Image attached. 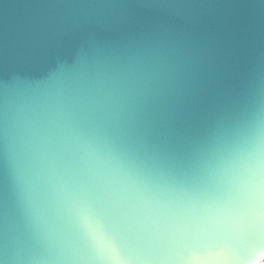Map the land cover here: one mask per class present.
Wrapping results in <instances>:
<instances>
[{
  "label": "water",
  "instance_id": "water-1",
  "mask_svg": "<svg viewBox=\"0 0 264 264\" xmlns=\"http://www.w3.org/2000/svg\"><path fill=\"white\" fill-rule=\"evenodd\" d=\"M262 171L264 0H0L4 264H105L73 206L89 178L144 181L161 230L212 227L221 264H252L264 233L241 222L243 181Z\"/></svg>",
  "mask_w": 264,
  "mask_h": 264
},
{
  "label": "snow or ice",
  "instance_id": "snow-or-ice-1",
  "mask_svg": "<svg viewBox=\"0 0 264 264\" xmlns=\"http://www.w3.org/2000/svg\"><path fill=\"white\" fill-rule=\"evenodd\" d=\"M72 36L71 30L66 29L56 35L55 41ZM49 52L50 48L40 47L26 55L40 59ZM192 52L196 58V53ZM231 87L227 73L222 74L204 97V103L219 101ZM243 187L241 222L264 233V171L259 181L254 173L248 175ZM72 197L77 217L86 225L81 246L105 264H138L159 255L179 264H221V256L229 247L224 234L212 227L196 224L161 230L153 220V199L144 181H133L122 190L89 178L73 191ZM0 264H4L3 259Z\"/></svg>",
  "mask_w": 264,
  "mask_h": 264
},
{
  "label": "built area",
  "instance_id": "built-area-1",
  "mask_svg": "<svg viewBox=\"0 0 264 264\" xmlns=\"http://www.w3.org/2000/svg\"><path fill=\"white\" fill-rule=\"evenodd\" d=\"M264 255L260 258H258L256 261H254L252 264H264Z\"/></svg>",
  "mask_w": 264,
  "mask_h": 264
}]
</instances>
